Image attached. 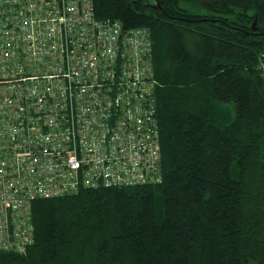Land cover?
Returning <instances> with one entry per match:
<instances>
[{"label":"trees","instance_id":"trees-1","mask_svg":"<svg viewBox=\"0 0 264 264\" xmlns=\"http://www.w3.org/2000/svg\"><path fill=\"white\" fill-rule=\"evenodd\" d=\"M91 1L149 32L162 180L32 201L0 264H264V0Z\"/></svg>","mask_w":264,"mask_h":264},{"label":"built area","instance_id":"built-area-1","mask_svg":"<svg viewBox=\"0 0 264 264\" xmlns=\"http://www.w3.org/2000/svg\"><path fill=\"white\" fill-rule=\"evenodd\" d=\"M151 45L91 0H0V251L34 200L161 182Z\"/></svg>","mask_w":264,"mask_h":264},{"label":"water","instance_id":"water-1","mask_svg":"<svg viewBox=\"0 0 264 264\" xmlns=\"http://www.w3.org/2000/svg\"><path fill=\"white\" fill-rule=\"evenodd\" d=\"M155 4L158 5L157 2Z\"/></svg>","mask_w":264,"mask_h":264}]
</instances>
